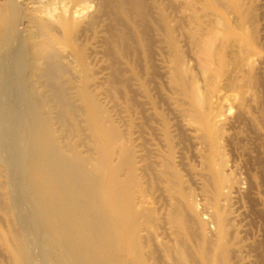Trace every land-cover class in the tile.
Instances as JSON below:
<instances>
[{
	"label": "bare ground",
	"instance_id": "obj_1",
	"mask_svg": "<svg viewBox=\"0 0 264 264\" xmlns=\"http://www.w3.org/2000/svg\"><path fill=\"white\" fill-rule=\"evenodd\" d=\"M61 1L56 15L36 10L44 15L31 19L24 45L8 42L21 3L0 11V50L9 43L0 113L12 126V136L0 129V264H240L242 251L264 264V147L254 137L229 144L246 170L242 188L219 123L224 94L237 92L241 133L264 128L257 0ZM65 2L71 15L90 4L94 11L66 19ZM97 34L103 81L88 47ZM162 45L173 63L175 110L206 146L198 189L184 168L190 140L159 82ZM192 51L196 72L187 67ZM244 114L254 122H242ZM232 194L247 209L240 236ZM200 195L212 232L197 210Z\"/></svg>",
	"mask_w": 264,
	"mask_h": 264
},
{
	"label": "rangeland",
	"instance_id": "obj_2",
	"mask_svg": "<svg viewBox=\"0 0 264 264\" xmlns=\"http://www.w3.org/2000/svg\"><path fill=\"white\" fill-rule=\"evenodd\" d=\"M8 1L9 0H0V11L5 7V5L7 4ZM18 1H19V3L22 4V5L20 4V8H22V9L19 8V11L21 14L19 13V19L17 21L18 23H16V25L13 27V29L9 33L8 42H9L10 38L12 39V37H14V39H12V42L13 41L16 42L18 40L19 42L21 41V43L23 45L25 44V42L27 40L26 39L27 34L33 30L31 27L32 26L31 24H32L34 18L36 17L35 19H37V18L41 17L42 15H44V13H41V12H38V14L35 15V13H37L38 10L40 11L42 9L41 11H45V9L48 8V9H51L52 11L55 10L54 14L56 15L58 13L57 10L60 11V9H62L61 7H63L61 0H56V1L55 0H42V1L41 0H29V1L28 0H18ZM34 2H36V3H34ZM38 2H40V3H38ZM257 3H258V5H260V6H258V8H259L258 13L262 15L263 20H262V22H260V24L262 26L264 24V13H263L264 12V0H257ZM44 4H46V5L44 6ZM90 5L91 6H90L89 10H86V11L85 10L84 11L75 10L76 12L72 11V15H71V13H70L71 12L70 11L71 6L69 4L67 5L65 2V6H66L65 10L67 8L70 9V10L67 9L69 12L67 10L65 11V18L68 19L69 17H72L74 19H82L87 14H90L94 11V4H90ZM42 7H46V8L43 9ZM33 10H34V13H33ZM39 14H41V15H39ZM184 14H185V12L181 9L179 16H183ZM230 18H231V20H236L232 16ZM20 19H21V21H19ZM31 19H33V20H31ZM84 20H86V18H84ZM17 28H18V30H16ZM180 32H183V29H181ZM17 33H19V34H17ZM99 36H101V35L97 34L96 39L94 40L95 42L94 41L91 42V44H89L88 47L90 49L89 50L90 51V60H92L91 63L96 68H98V71H99L98 76L102 80L106 76V71L103 70V67H104L103 56H102L101 51H100L101 47L99 48L100 43L98 42V41H100V38H98ZM0 39H1V35H0ZM8 42L0 50V64H1L0 66L3 67L4 69L7 68V64L4 65V61L6 60V58H4L5 59L4 60L2 56L4 55V52L9 47ZM93 43L99 44V46H97L96 44H93ZM185 43L186 42L184 40L183 49L188 51V49H186L187 43L186 44ZM259 48H261L262 53H261V56L259 58L260 61L259 60L258 61L262 64L257 65V64H259L257 61H255L257 64L256 63L255 64H256V66H258L257 69H258V72L261 76V88H262V92L264 94V34L262 35V37H260ZM189 53L190 54L186 59L187 67L191 70H194V72H196L197 71L196 51H192ZM155 56H156L155 57L156 58L155 64H156L157 70L159 69L158 72H159L160 78H161V79H159V82L161 80L160 83L161 84L163 83L162 84L163 96L165 97V99L167 100V102L170 105V109L173 113V115H172L173 118L177 119V122L180 126V129H182L183 131H186L185 133L187 134V136L190 140V147L192 146L191 148L189 147L190 148L188 151L189 153H187L189 158L188 159L186 157L184 158L185 159L184 162L186 165V166H184V168H186L188 170L187 172L192 175L191 181H193V188L194 189L201 188V186L203 185V182L201 181V177H202V175L205 174L204 170H203V165H202L203 157H206L208 155L206 152V146L199 142V140H198L199 139V133L195 132L194 125L190 124V121L188 119L181 118L179 116L177 109L175 110L176 105H174V101H176V99H175L176 94H175V91L173 90V88L171 87V84L169 82L170 73H171V70L173 68V63H172V59L170 56V52L168 51V49L166 47H163V45H162L161 48L155 53ZM67 60L70 61L71 58L69 57V58H67ZM1 62H3V65ZM199 85H202V84L199 83ZM12 93H14V90L12 91ZM236 94H238V93L237 92L236 93L235 92L225 93L223 96V99L220 101V105H221L220 108L223 111L222 113L225 114L224 116L222 114V117L220 118V121H219V123L223 126V130H224V141L221 142V144L224 146L223 151H224V155L228 159V162L230 160H232L231 163H229V167H231L232 165L236 166L235 172L237 171V173H236L237 179L239 182L243 183L242 184L243 187L242 186L241 187L246 188V185L244 186V183H245L244 181H246V177L244 176V173L246 172V170L242 166V163L240 161H238V154H236L237 151H235L234 149L229 147V144H230V146L233 145L232 141L234 140L235 137H237V138H235V140H238L239 144H242V145L252 144V142L255 141L254 139H252L254 137V138L258 139V143L261 144L262 147H264V128H260L259 130H257L256 134H254V135H252L250 133L247 135L241 133L240 127L237 126V124H235L233 122L234 117L238 114V103L239 102H238V97L236 96ZM1 96H0V99H2L1 102L5 106V103H3V101L5 102V99L3 98V96L2 97ZM104 100H106V99H104ZM225 100H227V101H225ZM2 104L0 103V110L1 111L3 110L2 108H4ZM117 109H118L117 111H120L119 113H121L122 117H124V120L126 121L127 120V113H126V108L124 107V105H119V107ZM121 111H123V112H121ZM224 111L226 113H224ZM2 115H4V112L0 113V116L2 117V118L0 117V122H1L0 125H2L4 127L0 126V129H2V131L4 130L3 135L8 133L7 135L12 136V134H10V133H12V130H11L12 126H10V125L5 126V122H4L5 118L3 119L4 116H2ZM243 121H245V123H247V121H248V123L254 122V117L250 114H244L242 116V122ZM5 128H7L10 133L7 132V130ZM5 130H6V132H5ZM173 134H175V132ZM226 140L228 141V143L225 142ZM7 147H8V149H7L8 154H9V156H11L12 155L11 153L15 152L14 151L15 149H14V147L12 148V146L10 144ZM9 147H11V148H9ZM9 150H11V151L13 150V151L10 153ZM177 151H178V149H177ZM190 152L192 153L193 156L190 154ZM192 157H194V158H192ZM177 161H179V160L177 159ZM234 163H236V164H234ZM11 171L14 174V171L13 170H11ZM16 176H17V173H16ZM22 183L23 182L21 181L19 184H22ZM235 197H236L235 194L231 195V202L229 204V209H230L229 211H230V217L232 219L237 220L236 224H237L238 229H239V230L238 229L237 230H238V233L240 236V235L244 234L243 230H245V226H246L244 219L246 218L247 209L242 204V202H240V204H239V202L235 201L234 200V199H236ZM260 198L263 201L262 203L264 204V196L261 195ZM195 200H196L197 210L200 213L201 219L204 222H207V221L209 222V220H208L209 216L208 215H210L211 214L210 212H212V211L208 207H206V203H205V201H203L204 199L201 195L197 196ZM234 201L236 202V204ZM262 208L264 209V205ZM244 214H245V216H244ZM239 220L241 221V223H238ZM209 223H208V227L209 226L210 227L208 229H209V232H212L213 231V229H212L213 225L211 223L210 224ZM242 252H241V254H242L241 256H243L244 258L240 262V264H254L255 263V257L254 256L247 255L245 251H242ZM71 263H73V262H71Z\"/></svg>",
	"mask_w": 264,
	"mask_h": 264
}]
</instances>
